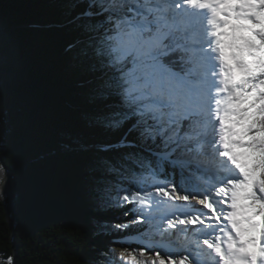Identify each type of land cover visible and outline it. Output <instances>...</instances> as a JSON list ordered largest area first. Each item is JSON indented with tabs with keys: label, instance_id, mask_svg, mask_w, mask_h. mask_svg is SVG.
I'll return each mask as SVG.
<instances>
[{
	"label": "snow or ice",
	"instance_id": "snow-or-ice-1",
	"mask_svg": "<svg viewBox=\"0 0 264 264\" xmlns=\"http://www.w3.org/2000/svg\"><path fill=\"white\" fill-rule=\"evenodd\" d=\"M185 6L208 10L211 39L202 40L194 21L172 11ZM75 20L79 37L70 47L89 69L84 94L94 105L87 117L97 127L122 133L119 140L99 143L90 152L86 125L65 133L66 151L89 156L98 207L119 208L128 201L131 193L123 201L114 196L120 188H135L142 200L133 178L165 171L170 186L157 185L159 197L201 206L197 215L167 219L168 226L207 223L203 245L217 264H264V0H84ZM8 73L7 40L0 27V126L5 129L10 119ZM213 117L218 123L216 151L236 174L224 176L215 194H180L175 177L201 172L199 145ZM236 149L245 150L248 161L241 163ZM0 172V195L22 199L24 193L10 190L7 167L0 166ZM245 222L259 229L258 238L242 239L249 230L242 227ZM130 226L120 225L118 231ZM248 244H259V256L248 251ZM137 247L141 255L155 253L144 264H197L188 255L177 259ZM131 264H139L135 256Z\"/></svg>",
	"mask_w": 264,
	"mask_h": 264
},
{
	"label": "trees",
	"instance_id": "trees-1",
	"mask_svg": "<svg viewBox=\"0 0 264 264\" xmlns=\"http://www.w3.org/2000/svg\"><path fill=\"white\" fill-rule=\"evenodd\" d=\"M83 7L84 0H0L10 88L0 155L15 191L24 193L16 200V264H113L106 258L109 247L149 228L134 222L139 213L134 203L98 207L89 156L65 150V133L77 124L88 127L89 152L122 135L87 117L94 111L84 94L89 69L70 47L79 37L75 17ZM144 173L133 183L144 184ZM10 209L8 199L0 200V264L12 258ZM131 222L126 232L118 231L119 224Z\"/></svg>",
	"mask_w": 264,
	"mask_h": 264
},
{
	"label": "rangeland",
	"instance_id": "rangeland-1",
	"mask_svg": "<svg viewBox=\"0 0 264 264\" xmlns=\"http://www.w3.org/2000/svg\"><path fill=\"white\" fill-rule=\"evenodd\" d=\"M172 11L176 13V10L174 8L172 9ZM203 24L207 25V23L205 22ZM208 30L206 29L204 31L205 36ZM207 123L209 124L204 126L203 133H206L209 128H213L212 132L215 135L211 138L207 136L204 137V139H201L200 144H205L207 146V153H205L206 160H209L212 157L218 159L220 156L217 151L215 152L216 155H214V150H216V148L218 147V134H216L218 132H216L217 129H214V127H216L218 123L215 121L214 117L211 120L207 121ZM210 124L212 125L211 127L208 126ZM213 141H217V143H213ZM209 143L212 145H210ZM236 151L241 163H245L246 161H248L245 150L236 149ZM219 159L218 161H220L224 165V167L232 168L233 170H235L234 166H232L230 162H226L225 158L221 157ZM212 171L213 170H210L209 168L201 167V172L197 175H192L190 177L177 175L175 177V182L179 185L180 194L195 192V190H198V192L201 193L209 192L215 194V189L220 186V181H222L223 179L217 178V181L213 182L211 179ZM234 172H236V170ZM216 173H222V171ZM223 175L226 176L234 174H232L231 172H225L223 173ZM255 176L256 179L261 178L259 172H257ZM140 177L146 178L145 181H141L144 184L134 185L141 189V195L144 197L142 200H138L136 198L135 188H120L118 196H120V199L123 200V197L126 193H131V195L129 196V200L126 202L136 204L137 208L139 209V213L136 217L137 220H135L134 222H147L149 224V228L145 231V234L149 235V237L140 243L132 240L131 237L115 241L109 247L110 255H107L106 257L107 262L112 261L113 264H131L133 256L136 257L139 264H144L145 261H151L155 259L154 252H145L143 255H141L140 248L137 247V245H143L149 249H159L164 254H174L177 259H179L180 255L183 254L188 255L190 259L195 260L197 264H217V258L215 257V255L213 253H210L206 246L203 245V239L207 237V234L209 232L207 223L203 227L199 224L195 226L176 224L175 227H170L167 225V219L169 218L177 220L180 218L181 214L197 215L201 206L195 205L191 200L187 202H180L171 201L167 198L159 197L156 194L155 187L157 185L164 184H169L170 186L171 177H169L165 171H148ZM114 196L117 195L114 193ZM0 200L5 201L4 199ZM157 201L159 202V204H157ZM241 201H239V203H241ZM245 211L248 213H251L252 211H258V207L256 209H245ZM237 219H242V217L238 216ZM255 220L259 222L260 217L256 216ZM134 222H131L127 225H132ZM120 225L121 224H119L118 227ZM242 227L249 229L246 233L243 234V240L247 241L251 237H259V229H250L246 222L242 224ZM188 232L189 235H187ZM149 242H151V244ZM190 243L192 244L189 245ZM129 245H131L132 247H129ZM198 249L204 251L206 256L203 259H210V257L212 256L213 259L211 260V262H200L199 259L201 257L197 254ZM247 249L249 251L255 252L257 256H259V244H257L256 246L248 244Z\"/></svg>",
	"mask_w": 264,
	"mask_h": 264
},
{
	"label": "bare ground",
	"instance_id": "bare-ground-1",
	"mask_svg": "<svg viewBox=\"0 0 264 264\" xmlns=\"http://www.w3.org/2000/svg\"><path fill=\"white\" fill-rule=\"evenodd\" d=\"M174 0H172V2H173ZM166 8H167V5H166ZM175 14H177L178 15V13L176 12ZM208 14H209V12L207 11V12H205L204 13V16L206 17V16H208ZM176 15V16H177ZM178 17V16H177ZM194 25H195V29H196V31L199 33V31L201 32V28H200V24L199 23H194ZM210 31V30H209ZM202 40H203V38H201ZM205 40V39H204ZM207 124H209V123H206V125ZM208 126H212L211 124L210 125H208ZM218 128V125H216V127H214V129H217ZM213 131V128L211 129V128H209V130L206 132V136L207 137H214V133L212 132ZM216 132H218V131H216ZM204 134V133H203ZM216 134H218V133H216ZM202 139H204V137L202 138ZM199 151H200V154H201V159H202V164H201V167H203V168H209L210 170H213L212 171V173H211V179H212V181L213 182H216L217 181V178H220V179H223L224 178V175H223V173H225V172H231L232 174H235L236 172H234L235 170H233L232 168H227V167H224V165L220 162V161H218V159L219 158H221V157H219L218 159L217 158H215V157H212L211 159H209V160H206V154L205 153H207V146L204 144H200L199 145ZM214 155H215V152H214ZM220 160V159H219ZM220 164V165H219ZM219 167V168H218ZM219 171H222V173H216V172H219ZM0 175H2V172H0ZM10 190H11V188H10ZM195 192H198V190H195ZM0 199H4V200H6L5 199V197L4 196H2V195H0ZM13 203H14V198H8V205H9V207L12 209L13 208ZM249 202L248 201H241V204H248ZM11 209H10V211H11ZM150 244H151V242H149ZM192 243H190L189 245H191ZM249 251V250H248ZM250 252H253V251H250ZM255 253V252H254ZM197 254L201 257L199 260H201V259H203L206 255H205V253H204V251L203 250H201V249H198L197 250ZM208 259V258H207ZM207 259L205 258V260L207 261ZM213 258H211L210 257V259H209V261H207L208 263L209 262H211V260H212ZM204 260V259H203ZM201 262V261H200Z\"/></svg>",
	"mask_w": 264,
	"mask_h": 264
},
{
	"label": "water",
	"instance_id": "water-1",
	"mask_svg": "<svg viewBox=\"0 0 264 264\" xmlns=\"http://www.w3.org/2000/svg\"><path fill=\"white\" fill-rule=\"evenodd\" d=\"M0 164H1V166L7 167V165L4 163L1 155H0ZM7 169H8V167H7ZM8 172H9V175H10V188H11V191L16 192L15 191V188H14V182H13L14 181V177L12 176V174H11V172H10L9 169H8ZM16 200H17V198H14L13 208L11 209V211H12L13 214H12V217H11L10 223H9V225L11 227V230H12V233H13V230H14L15 225L17 223V217H16ZM7 208H8V206H7ZM7 211L9 212V210H7ZM14 238H15V235L13 233V235L11 237L12 244H13L12 264H16V257H17V252H18V245H17V243H16V241H15Z\"/></svg>",
	"mask_w": 264,
	"mask_h": 264
}]
</instances>
